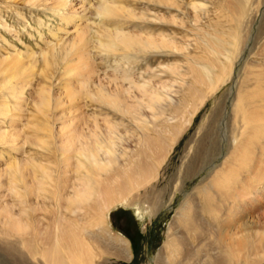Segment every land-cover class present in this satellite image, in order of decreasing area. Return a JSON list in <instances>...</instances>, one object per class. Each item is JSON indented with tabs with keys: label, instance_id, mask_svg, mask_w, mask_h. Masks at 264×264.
I'll list each match as a JSON object with an SVG mask.
<instances>
[{
	"label": "rangeland",
	"instance_id": "1",
	"mask_svg": "<svg viewBox=\"0 0 264 264\" xmlns=\"http://www.w3.org/2000/svg\"><path fill=\"white\" fill-rule=\"evenodd\" d=\"M63 1L0 0V133L21 131L29 139L25 144L18 142L15 148L0 142V157L7 152L0 159V206L8 204L17 214L22 211L21 199L9 190L12 180L9 169H16L26 158L32 156L51 170L54 179L62 180L64 156L58 147L62 128L70 122L76 125L80 118L87 134L92 132L91 127L95 129V118L103 127L100 132L109 124L116 125V154L122 157V163L130 154L139 158L144 134L140 123L96 98L100 89H116L118 81L123 87L130 86L126 77L134 79L136 84L146 83V91L136 85L131 89L138 96L137 102L136 99L131 102L139 105L141 121L151 134L154 132L153 136L159 131L170 139L178 129L174 126L183 125L189 119L192 124L172 142L165 160L157 167L155 178L147 187L135 192L139 197L133 204L117 203L101 219L93 217V223L107 230L105 236L109 234L129 243L131 259L104 255L92 243L95 253L92 264H164L158 251L168 241L177 208L186 193L192 192L211 171L207 168L192 179H184L189 162V157L184 158L186 146L191 139L189 150H194L212 118L219 119L221 124L231 121L237 92L252 88L256 75L264 73V0H249L246 13L249 16L239 24L225 17L230 14L233 17V13L237 16L236 12L229 13L224 8L225 0H198V4H206L203 11L201 8L194 11L190 0H109L113 9L109 15L99 17L92 8L91 18L83 25L77 20L63 23V16L54 8ZM66 1L69 5L62 11L77 16L73 11H82L90 5L96 8L105 0H88L90 3L82 7L80 0ZM195 12L204 17L199 25L191 22ZM115 27L137 37L152 35L161 40L165 36L179 48L140 50L136 46L129 50L118 44L115 51H110L99 47V40L110 42L104 28ZM214 36L228 41L221 53L214 52L207 44ZM157 43L160 45V41ZM174 68L183 75L174 73ZM206 68L212 72L211 77H219L214 87L209 80L196 81L194 71L204 73ZM155 74L159 75L154 77ZM155 94L161 95L158 105L164 107L163 112L147 106L149 97ZM1 109L7 110L9 115H4ZM221 162L222 159H218L217 164ZM174 174L177 178L173 184L182 187L172 196ZM64 175L71 176V169ZM16 182L24 193L21 179L16 178ZM48 189L54 190V185ZM30 200L37 198L31 196ZM38 201L42 208L33 212V219H41L43 228L52 221L51 213L57 206L49 198L40 197ZM149 201L158 204L156 210ZM126 225L131 227L133 242L125 232ZM97 230L98 226L91 228L92 232ZM5 232L0 225V264H45L38 251L31 252L20 242L26 236Z\"/></svg>",
	"mask_w": 264,
	"mask_h": 264
},
{
	"label": "bare ground",
	"instance_id": "2",
	"mask_svg": "<svg viewBox=\"0 0 264 264\" xmlns=\"http://www.w3.org/2000/svg\"><path fill=\"white\" fill-rule=\"evenodd\" d=\"M80 1L81 7L90 3L88 0ZM197 1H189L192 9L206 10V4H198ZM248 2L249 0H225L224 8L229 13L236 12L237 15L234 16L233 13V17L231 14L225 17L239 24L243 18L249 16L246 14ZM109 3V0H105L96 8L90 5L82 11H73L77 16L69 11H62L67 10L69 5L66 0L54 8L63 16V23L77 20L81 22L79 25H83L91 18L89 14H92V8L99 17L105 18L109 15L113 10ZM183 22L184 20L181 21ZM191 22L199 25L204 22V17L196 13ZM104 30L108 32L110 42L99 40L97 43L104 50L115 51L118 44L129 50L136 46L140 50L171 46L174 49L179 48L165 36L156 40L152 35L137 37L123 32L118 27ZM84 37L85 32L81 35L83 40ZM225 42L228 41L217 36L207 40L208 46L217 53L223 51ZM85 43H88V38ZM173 71L183 75L178 68ZM194 72L197 82L206 83L209 80L213 87L219 78L211 77L210 69L204 73ZM158 75L155 74L154 77ZM126 78L125 80L130 81V86L123 87L122 82L118 81L121 85L117 82L116 89H100L99 98L96 99L117 112L129 114L140 123L144 134L139 158L128 154L127 161L122 163V157L116 154V125H106V130L100 132L98 130H103V127L95 118V129L91 127L92 132L87 134L86 130H83L86 127H82L85 124L80 118L76 125L70 122L62 128V140L60 146L58 145L64 153V161L61 162L62 173L67 174L71 169V176L62 175V180L54 179L51 170L31 158L32 156L22 163L19 162L16 169H9L12 175L9 190L21 199L23 208L17 214L8 204L0 206V225L6 229L4 234L9 232L26 236L20 242L31 252L38 251L45 264H92V256L95 255L92 243L104 255L130 260L129 243L109 234L105 236L107 230L100 224L93 223V217L96 215L101 219L106 211L117 203L133 204L139 197L135 192L147 187L151 179L155 178L153 176L158 170L157 167L165 160L172 142L181 132L190 129L192 121L189 119L188 122L185 121L186 125L174 126L178 129L170 139H166L162 132L158 133L159 131L156 132L157 136H153L154 132L151 134L148 126L141 121V109L135 104L138 96L131 90L136 85V88L146 91L147 85L136 84L134 79ZM132 82L134 86L131 85ZM8 90L12 91L11 88ZM237 94L233 105L234 118L224 124H221L219 119L212 118L197 144L195 143L194 150H189L191 139L186 146L184 158L189 157V162L184 173L182 172L183 178L192 179L207 168L211 171L205 178L202 177L204 179L192 192L186 193L177 208L169 229L168 241L158 251V257L164 260V264H264V73L256 75L252 88L243 89ZM132 99L136 101L131 102ZM160 99L159 94L151 95L147 106L163 112L164 107L158 105ZM1 112L9 115L5 109H1ZM24 138L26 136L21 131L0 133V142H5L8 147L15 148L18 142L28 143L29 139ZM6 153L3 152L0 159ZM218 159H222L219 165ZM16 178H20L24 184V193L19 190ZM176 178L177 174H174L172 184ZM53 185L54 190L48 189ZM180 187L178 183L172 185V196L181 190ZM31 196H35L37 200L31 201ZM40 197L53 200L57 206L52 210V221L43 228L40 227L41 219H33V212L42 208L38 201ZM148 204H152L155 210L158 207L154 201ZM93 226H98V232L91 231Z\"/></svg>",
	"mask_w": 264,
	"mask_h": 264
},
{
	"label": "flooded vegetation",
	"instance_id": "3",
	"mask_svg": "<svg viewBox=\"0 0 264 264\" xmlns=\"http://www.w3.org/2000/svg\"><path fill=\"white\" fill-rule=\"evenodd\" d=\"M130 230H131V227H129V225H126L125 226V232L127 233L130 240L133 242V241H135V238H134L133 234H131Z\"/></svg>",
	"mask_w": 264,
	"mask_h": 264
}]
</instances>
